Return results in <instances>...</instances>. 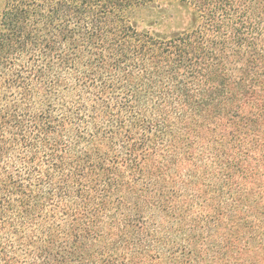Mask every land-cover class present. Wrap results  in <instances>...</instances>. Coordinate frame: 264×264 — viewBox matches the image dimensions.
<instances>
[{
  "label": "trees",
  "instance_id": "trees-1",
  "mask_svg": "<svg viewBox=\"0 0 264 264\" xmlns=\"http://www.w3.org/2000/svg\"><path fill=\"white\" fill-rule=\"evenodd\" d=\"M188 7L193 12L187 29L182 30L179 9ZM154 8L158 17L151 15ZM219 15L228 19L233 43L242 45L244 33L253 27L230 0L3 1L0 67L4 58L21 62L36 49L47 61L68 62V67L74 57L79 69L74 71L73 86L81 95H89V102L70 103L65 117L52 114L51 107L32 120L25 119L21 109L14 111L12 119L2 117L0 160L7 153L6 134L19 136L23 163L14 166L1 183L5 197L13 196V200L7 205L10 215H0V264H71L81 258L75 229L56 222L41 223L38 212L45 200L61 202L70 194L68 199L74 197L70 203L85 207L86 197L69 177L81 164L95 162L104 174V183L117 188L120 197L132 204L135 198L125 193L127 187L151 185L152 179L144 170L151 172L156 166L178 170L185 159V147L193 145L197 155L192 168L183 169L175 180L152 190L159 200H169L177 193L193 197L196 184H222L228 179L247 181L249 190L264 199V144H253L252 150L226 147L207 139L199 128L213 121L230 122L235 117L229 110H240V98L251 95L247 86L230 93L225 79L216 80L214 72L207 69L209 53L203 30L219 32ZM157 21H162V30L153 28ZM40 28L43 36L38 35ZM64 56L70 60L65 61ZM11 72L13 83L23 82L26 75L39 95L44 92L47 77H37L36 69L30 71L24 63H17ZM104 73L113 75L115 81L100 83L102 90L95 94L94 83ZM256 105L261 120L238 123L264 130V98ZM34 129L43 136L40 149H48L42 161L32 155L31 142L23 135ZM74 129H82L85 137L73 141L70 133ZM72 145L75 147L70 149ZM76 159L81 164L75 163ZM238 185L234 196L241 194ZM24 202L28 205L22 207ZM219 202L222 211L230 209V201ZM239 204L241 210L247 208L234 203ZM31 209L36 212L29 213ZM134 215L124 216L129 219ZM79 220V225L97 226L86 216ZM134 220L145 223L144 216L135 215ZM37 223L43 226L41 238L33 240L29 227Z\"/></svg>",
  "mask_w": 264,
  "mask_h": 264
},
{
  "label": "rangeland",
  "instance_id": "rangeland-1",
  "mask_svg": "<svg viewBox=\"0 0 264 264\" xmlns=\"http://www.w3.org/2000/svg\"><path fill=\"white\" fill-rule=\"evenodd\" d=\"M3 1L0 0V10ZM230 1L231 5L244 13V21L251 23L253 30L244 33L242 45H236L230 38L228 19L223 15L217 16L216 23L220 31H212L211 28L203 30L209 53L205 63L207 69L216 75H213L216 80L225 79L230 93L247 86L251 95L240 98V110H229L235 117L230 122L220 124V121H213L209 125L201 124L199 128L202 129L201 134L210 141L215 140L226 147L238 145L252 150L253 144H264V130H251L238 122L261 120L256 104L264 98V0ZM152 12L153 17H158L156 9H152ZM192 12L191 7L179 9L182 30L187 29ZM158 22L153 26L156 31L163 29L162 21ZM140 27L144 25L141 23ZM38 35H44L42 28ZM32 51L21 62H12L11 57L3 60V66L0 67L1 123L2 117L12 119L14 111L19 109L23 117L29 120L44 111H50V107L53 108L52 114L65 117V109L70 103L89 102V95H81L73 86L74 71L79 69L74 57H71L73 65L68 67V62L59 63L54 59L47 61L37 49ZM64 59L70 60L66 56ZM17 63H24L30 71L36 69L37 77H47L41 95L35 91L33 82L26 75L24 81L17 84L10 80L11 70L16 68ZM96 81L93 92L98 94L102 90L100 83H114L115 77L104 73L100 81ZM261 125L263 129L264 123ZM28 131L23 135L31 142L30 151L42 161L48 153L47 148L40 149L43 136L35 129ZM70 137L76 141L85 137V134L82 129H74ZM18 138L5 134L7 153L0 160V189L4 196V200L0 201V215L3 217L10 215L7 205L12 203L13 196L5 197L1 183L14 166L23 163L20 162ZM73 147L75 145L70 149ZM71 152H75V149ZM184 154L185 159L178 165V170L170 171L157 166L151 172L144 170L151 177L153 185L143 187L130 184L125 193L133 194L135 201L132 204L120 197L117 188L104 183V174L95 167V162L83 165L76 159L75 163L82 166L71 171L69 177L71 184L87 198L84 200L85 207L70 203L74 198L68 199L71 194L61 202L45 200L38 206L43 219L41 223L56 222L60 226L75 229L77 244L82 246V252L81 258H76L79 260L71 264H264V199L249 190L247 181L228 179L222 184H196L195 196L177 193L166 201L159 200L157 193L152 192L159 189V185L175 180V175H179L183 169L192 168L197 150L193 145H188ZM190 181L197 183L192 179ZM236 185L239 186L240 196H234ZM220 200L230 201V209L222 211ZM236 202L247 208L241 210L240 204L234 205ZM27 205L28 202H24L22 207ZM35 212L34 209L29 211ZM126 213L144 216L145 223L135 222V215L128 219L124 216ZM81 215L97 226L79 225ZM109 216L111 218L107 219ZM42 227L38 223L29 227V235L33 240L41 238ZM194 258L199 262L195 263Z\"/></svg>",
  "mask_w": 264,
  "mask_h": 264
}]
</instances>
